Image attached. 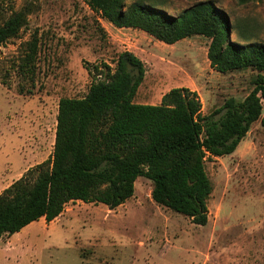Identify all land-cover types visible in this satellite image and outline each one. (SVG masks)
Returning <instances> with one entry per match:
<instances>
[{"label": "rangeland", "instance_id": "obj_1", "mask_svg": "<svg viewBox=\"0 0 264 264\" xmlns=\"http://www.w3.org/2000/svg\"><path fill=\"white\" fill-rule=\"evenodd\" d=\"M198 2L224 11L233 42L264 44V2L126 3L179 16ZM20 12L25 26L0 46V194L22 177L28 159L23 174L52 156L60 100L84 98L94 67L115 69L126 50L146 68L136 104L160 105L171 90L189 88L206 116L230 98L243 101L254 88L256 71L211 68L205 36L168 45L141 30L116 28L86 0H0V26ZM33 35L40 51L34 66L24 68V45ZM206 172L213 185L206 226L155 203L152 182L140 178L134 196L115 210L69 203L55 221L42 219L1 237L0 264H264V111L234 154L207 159Z\"/></svg>", "mask_w": 264, "mask_h": 264}, {"label": "trees", "instance_id": "obj_2", "mask_svg": "<svg viewBox=\"0 0 264 264\" xmlns=\"http://www.w3.org/2000/svg\"><path fill=\"white\" fill-rule=\"evenodd\" d=\"M253 1L264 2L238 3ZM86 2L116 28L141 30L168 45L195 35L209 38L211 68L220 74L256 71L254 88L243 101L230 98L204 116L199 95L189 88L171 90L160 105L136 104L146 68L127 50L115 69L95 66L88 94L59 102L52 156L0 194V238L42 219L55 221L69 203L115 210L134 196L140 178L152 182L155 203L206 226L213 192L207 159L234 154L264 111V44L233 42L227 15L210 2L179 16L153 5L128 7L127 0ZM26 22L20 12L1 25L0 46L18 37ZM39 47L33 35L24 45V68L34 66Z\"/></svg>", "mask_w": 264, "mask_h": 264}, {"label": "crops", "instance_id": "obj_3", "mask_svg": "<svg viewBox=\"0 0 264 264\" xmlns=\"http://www.w3.org/2000/svg\"><path fill=\"white\" fill-rule=\"evenodd\" d=\"M30 161H31L30 159L27 160V163L25 164V167H24L23 170L18 174V176H23V175H24L22 172L25 170L26 167H28V166L30 165ZM40 164H41V163H40ZM28 170H29V169H28ZM28 170H27V171H28ZM27 171H26V172H27Z\"/></svg>", "mask_w": 264, "mask_h": 264}]
</instances>
